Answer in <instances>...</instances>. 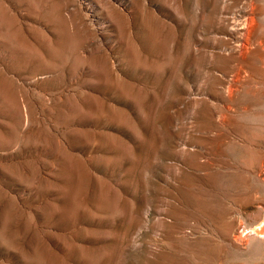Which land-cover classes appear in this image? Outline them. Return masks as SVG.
I'll return each instance as SVG.
<instances>
[{
  "label": "rangeland",
  "instance_id": "obj_1",
  "mask_svg": "<svg viewBox=\"0 0 264 264\" xmlns=\"http://www.w3.org/2000/svg\"><path fill=\"white\" fill-rule=\"evenodd\" d=\"M263 41L264 0H0V264H264Z\"/></svg>",
  "mask_w": 264,
  "mask_h": 264
},
{
  "label": "bare ground",
  "instance_id": "obj_2",
  "mask_svg": "<svg viewBox=\"0 0 264 264\" xmlns=\"http://www.w3.org/2000/svg\"><path fill=\"white\" fill-rule=\"evenodd\" d=\"M256 1V0H255ZM239 2V1H238ZM253 3H255L254 1H252ZM240 3V2H239ZM250 4V3H249ZM243 5V4H242ZM226 3L224 2V4H223V6L219 9V10H217V13H219V14H224V10H225V8H226ZM240 6V5H239ZM252 6H254V4L252 5ZM256 7H257V5H255ZM228 7V6H227ZM259 7V6H258ZM242 8V7H241ZM247 8V7H246ZM246 8H245V11H246ZM247 9H249V7L247 8ZM254 9H256L255 7L253 8V10H251V12L250 11H248V18L247 19H245V20H243L242 22L240 21V19H239V21L237 20V17H238V13L237 12H234L233 14H232V19H233V22H232V25H231V27L230 28H228L227 29V31L229 32V35L231 36V37H234L235 39H236V42L238 43V45H236L237 43H235V45H236V47H234V48H232L231 49V51L234 53V54H236V55H242V52L243 51H245V52H247V50H248V45H249V43H250V39L252 38V37H250V34L252 33V31L250 30L251 28L249 27V26H251L252 25V22H254V24H255V21H253V12L252 11H254ZM236 10V9H235ZM239 10V9H238ZM250 10V9H249ZM244 14H245V12H244ZM258 14V13H257ZM229 16V15H228ZM246 16V15H245ZM224 17V16H223ZM227 17V16H226ZM231 17V16H230ZM241 17V16H240ZM239 17V18H240ZM256 17V16H255ZM254 17V18H255ZM228 18V17H227ZM258 18V17H257ZM260 18V17H259ZM256 19V18H255ZM227 20V19H226ZM259 21V20H258ZM224 22H225V20H224ZM256 22H257V20H256ZM222 23V22H221ZM255 25H257V23L255 24ZM253 26V25H252ZM227 28V27H226ZM250 28V29H249ZM254 28H255V26H254ZM256 29V28H255ZM251 31V32H250ZM254 32V31H253ZM257 34V33H256ZM252 35V34H251ZM256 36V35H255ZM257 39V38H256ZM229 40V39H228ZM262 40V39H261ZM235 41V40H234ZM264 42V41H263ZM262 42V43H263ZM234 43V42H233ZM253 43H255V42H253ZM258 43H259V41H258ZM251 44V46H252V43H250ZM256 44V43H255ZM256 46V45H255ZM261 46H262V44H261ZM227 48V47H226ZM250 48V47H249ZM255 48H257V46L255 47ZM254 48V49H255ZM261 48V47H260ZM264 48V47H263ZM228 49V48H227ZM231 52V53H232ZM249 52H251L250 50H249ZM229 53V52H228ZM244 53V52H243ZM251 54V53H250ZM244 55V54H243ZM243 55H242V58H243ZM249 55V54H248ZM228 56H230V55H228ZM258 56V55H257ZM249 57V56H248ZM263 57V56H262ZM261 57V58H262ZM245 58V57H244ZM247 58V57H246ZM259 58V57H258ZM250 59V58H249ZM261 61H262V59H261ZM249 63H250V61H248ZM237 63V62H236ZM258 63V62H257ZM236 66H237V64H236ZM264 66V65H263ZM231 67V66H230ZM233 67H235V66H233ZM245 67V66H244ZM232 68V67H231ZM241 68H242V66H241ZM241 70V69H240ZM243 70H244V68H243ZM245 71H247V70H245ZM250 71V70H249ZM240 72V71H239ZM251 72V71H250ZM236 73V72H235ZM245 73H247V72H245ZM249 73H247V75H248ZM236 75H238L237 73H236ZM223 77H224V73H223ZM235 77H237V76H235ZM251 77V76H250ZM225 78V77H224ZM233 78V77H232ZM239 78V77H238ZM243 78V77H242ZM225 79H227V78H225ZM240 79H241V77H240ZM251 79V78H250ZM233 80V79H232ZM238 80V79H237ZM236 79H235V82L237 81ZM228 81V80H227ZM234 81V80H233ZM240 81V80H239ZM234 82V83H235ZM243 83V82H242ZM233 84V83H232ZM223 85V84H222ZM230 85V84H229ZM236 85V84H235ZM239 85V84H238ZM251 85V84H250ZM257 85V84H256ZM231 86V85H230ZM223 87V86H222ZM229 87V86H228ZM227 87V88H228ZM252 87V86H251ZM253 87H255V86H253ZM230 88H232V86L231 87H229L228 89H230ZM234 88V87H233ZM223 89V88H222ZM225 89V88H224ZM237 89L238 90H240L239 89V87H237ZM243 89H246L247 90V87L245 88H243ZM227 90V89H226ZM231 90V89H230ZM230 90H229V93H231L232 94V92H234V89L230 92ZM251 90V89H250ZM249 90V91H250ZM228 91V90H227ZM244 91V90H243ZM242 91V92H243ZM223 92V91H222ZM226 92V91H225ZM246 92V91H245ZM257 92V91H256ZM226 94H228L227 92H226ZM231 94H228V95H231ZM251 94V93H250ZM219 95V94H218ZM222 95H223V93H222ZM245 95V94H244ZM257 95V94H256ZM224 96V95H223ZM227 96V95H226ZM232 96L234 97L235 95L234 94H232ZM231 96V97H232ZM238 96L240 97V95L238 94ZM250 96V95H249ZM239 97L237 98V99H239ZM243 97V96H242ZM246 97V96H245ZM221 98V97H220ZM230 98V97H229ZM231 99H233V98H231ZM243 99V98H242ZM241 99V100H242ZM241 102V101H240ZM249 102V101H248ZM214 103V102H213ZM238 103V102H237ZM232 104V103H231ZM229 105V104H228ZM249 105V104H248ZM222 106H223V104H222ZM234 106V105H233ZM230 107V105L228 106V108ZM248 107V106H247ZM227 107H225V109H226ZM232 109H234L233 107H231ZM246 108V107H245ZM231 109V110H232ZM248 109V108H247ZM246 109V110H247ZM253 109V108H252ZM230 110V111H231ZM241 110H243V109H241ZM245 111V110H244ZM262 111V110H261ZM217 112V111H216ZM219 112V111H218ZM229 112V111H228ZM248 112V111H247ZM252 113V112H251ZM226 114V113H225ZM231 114V113H230ZM257 114V113H256ZM222 115H223V113H222ZM221 115V116H222ZM220 116V117H221ZM227 116V115H226ZM225 116V117H226ZM231 116V115H230ZM225 117H224V121H225ZM219 119V118H218ZM221 119V118H220ZM218 121H220V120H218ZM224 121H222V123L224 122ZM231 121V120H230ZM221 122V121H220ZM226 122V121H225ZM223 125V124H222ZM224 126V125H223ZM229 128V127H228ZM227 130V129H226ZM228 147V146H227ZM252 148V147H251ZM254 149H255V147H254ZM231 150V149H230ZM256 150V149H255ZM264 150V149H263ZM262 153V152H261ZM228 154V153H227ZM256 154V153H255ZM254 156V155H253ZM258 156V155H257ZM262 156V155H261ZM263 161H264V159H263ZM254 162V161H253ZM255 163H256V161H255ZM237 164V163H236ZM234 165V164H233ZM263 165H264V163H263ZM255 166V165H254ZM259 166V165H258ZM260 166H262V165H260ZM258 168V167H257ZM242 169V168H241ZM256 169V168H255ZM253 170V169H252ZM245 172V171H244ZM257 172V171H256ZM254 173V172H253ZM258 173H259V175H260V178H261V180H263L264 181V166L263 167H260V169H259V171H258ZM222 182V181H221ZM216 183V182H215ZM223 183V182H222ZM261 201H263V200H261ZM264 204V203H263ZM235 205V204H234ZM233 206V205H232ZM260 206V205H259ZM261 206H263V205H261ZM239 209V208H238ZM242 209V208H241ZM238 211V210H237ZM263 211V210H262ZM264 212V211H263ZM237 215V214H236ZM233 217V216H232ZM238 218H239V216H238ZM241 218V217H240ZM231 219V218H230ZM239 220V219H238ZM262 220V219H261ZM231 221V220H230ZM233 221V220H232ZM231 221V222H232ZM235 221V220H234ZM230 222V223H231ZM241 222H243V221H241ZM260 222V221H259ZM263 222V221H262ZM244 224V223H243ZM259 225V224H258ZM261 226V225H260ZM254 227V226H253ZM256 227V226H255ZM262 227H263V224H262ZM239 228H240V226L238 225V226H236V228H235V230H239ZM261 229V228H260ZM236 232V231H235ZM244 233V232H243ZM255 233V232H254ZM252 234V233H251ZM250 234V235H251ZM256 234H258V233H256ZM239 235V234H238ZM247 235V234H246ZM253 235V234H252ZM252 235H251V237H252ZM233 236V235H232ZM240 236H242V234L240 235ZM239 236V237H240ZM250 237V238H251ZM264 228H263V231L262 232H260V230H259V234L258 235H256V236H253L252 237V240H251V242L252 241H259V243L261 242V241H263L264 242ZM231 238V237H230ZM232 239V238H231ZM233 239H235V238H233ZM242 239V238H241ZM240 241V240H239ZM235 242L237 243L238 241H237V239H235ZM241 242V241H240ZM239 243V242H238ZM256 244H258V242L256 243ZM261 244V243H260ZM260 244L258 245L259 246V248H260ZM263 244V243H262ZM242 245V247H247L248 245H249V243L248 244H241ZM251 245H253V244H251ZM247 249V248H246ZM250 249H252V248H250ZM249 249V250H250ZM258 249V248H257ZM263 249V248H262ZM262 249H260L261 250V252H262ZM248 250V249H247ZM264 250V249H263ZM264 252V251H263ZM262 252V253H263ZM247 253V252H246ZM248 253H249V251H248ZM263 259V258H262ZM256 262V261H255ZM249 263V262H248ZM254 263V262H253Z\"/></svg>",
  "mask_w": 264,
  "mask_h": 264
}]
</instances>
